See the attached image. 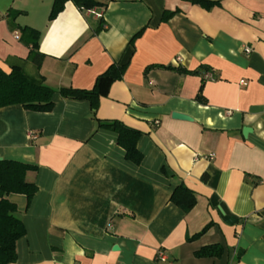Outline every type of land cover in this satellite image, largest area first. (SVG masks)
I'll use <instances>...</instances> for the list:
<instances>
[{
  "label": "crops",
  "instance_id": "1",
  "mask_svg": "<svg viewBox=\"0 0 264 264\" xmlns=\"http://www.w3.org/2000/svg\"><path fill=\"white\" fill-rule=\"evenodd\" d=\"M97 1L93 10L69 1L50 22L54 0H0L5 73L19 66L55 91H91L110 66L129 61L96 116L89 101L59 94L49 113L0 109V161L37 167L26 175L38 188L30 206L24 195L8 197L26 229L14 264H264V0H207L219 4L210 10L183 0ZM12 12L21 13L15 21ZM24 27L41 33L39 71ZM97 121L139 131L142 163L128 161L118 135ZM181 185L196 198L189 213L171 202ZM213 245L225 255L195 256Z\"/></svg>",
  "mask_w": 264,
  "mask_h": 264
},
{
  "label": "trees",
  "instance_id": "2",
  "mask_svg": "<svg viewBox=\"0 0 264 264\" xmlns=\"http://www.w3.org/2000/svg\"><path fill=\"white\" fill-rule=\"evenodd\" d=\"M72 1L79 9L93 10L102 7V4L97 0H54L49 21H53L63 11L65 4ZM193 5H200L207 10L218 6L207 0H183ZM176 12H166L163 17V22L173 18ZM21 13L12 12L8 16L12 21H15ZM21 32L22 43L30 47L28 61L34 65L37 71L42 67L46 55L40 52L41 33L34 28H19ZM104 30V24L96 30L100 33ZM143 31L137 34L130 46H134V42L142 35ZM127 63H115L109 69L99 76L95 86L90 90L81 89H61L55 91L45 84L43 77L34 78L28 75L22 67L16 66L10 74L0 70V109L14 105H21L25 110L37 113L52 112L55 103L54 96L61 95L64 98L76 101H89L92 108L93 116L99 108V100L102 95L107 94L110 86L123 79ZM159 67V66H158ZM153 67L146 69L145 73ZM159 68L174 70L181 74L198 76L200 71H185L176 69L172 66H161ZM200 96L197 98L202 102L201 93L204 86L202 83ZM98 122V127L110 130L118 135V144L126 152V159L135 165H140L143 161V155L139 151L138 142L141 138V133L133 130L120 121ZM37 167L29 164L16 161H0V264H14L17 261V242L26 235V229L22 220L18 217L17 206L11 203L8 199L10 195H24L27 197L28 206H30L35 197L38 188L36 185L27 182L26 175L30 171H36ZM171 202L182 209L185 213H189L196 205V198L192 191L181 185L175 189L171 196ZM212 225L207 226L200 234L193 239H197L207 233ZM226 250L221 245L206 246L195 253L197 258H221L225 255Z\"/></svg>",
  "mask_w": 264,
  "mask_h": 264
},
{
  "label": "built area",
  "instance_id": "3",
  "mask_svg": "<svg viewBox=\"0 0 264 264\" xmlns=\"http://www.w3.org/2000/svg\"><path fill=\"white\" fill-rule=\"evenodd\" d=\"M98 17H101V15H98ZM18 38H19V37L17 36V39H18ZM246 52H247V53H250V52H251V49H246ZM31 138L36 139L35 136L32 135V134H31ZM156 258H157V260H159V261H166V255H165V253H164L163 251L158 252Z\"/></svg>",
  "mask_w": 264,
  "mask_h": 264
},
{
  "label": "water",
  "instance_id": "4",
  "mask_svg": "<svg viewBox=\"0 0 264 264\" xmlns=\"http://www.w3.org/2000/svg\"><path fill=\"white\" fill-rule=\"evenodd\" d=\"M174 119H178V120H183V121H192L191 118L187 117V116H184V115H180V114H174ZM245 134H246V130L244 131Z\"/></svg>",
  "mask_w": 264,
  "mask_h": 264
},
{
  "label": "rangeland",
  "instance_id": "5",
  "mask_svg": "<svg viewBox=\"0 0 264 264\" xmlns=\"http://www.w3.org/2000/svg\"><path fill=\"white\" fill-rule=\"evenodd\" d=\"M27 73H28L29 75H32V71H31V70H27Z\"/></svg>",
  "mask_w": 264,
  "mask_h": 264
}]
</instances>
